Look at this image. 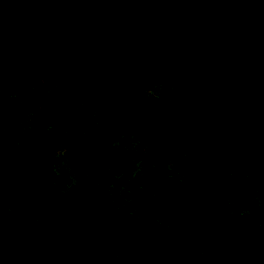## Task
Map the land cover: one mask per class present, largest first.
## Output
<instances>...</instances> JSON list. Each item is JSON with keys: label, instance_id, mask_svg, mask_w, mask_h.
I'll list each match as a JSON object with an SVG mask.
<instances>
[{"label": "flooded vegetation", "instance_id": "flooded-vegetation-1", "mask_svg": "<svg viewBox=\"0 0 264 264\" xmlns=\"http://www.w3.org/2000/svg\"><path fill=\"white\" fill-rule=\"evenodd\" d=\"M65 16L76 26L59 29ZM0 41L42 43L51 61L40 68L60 56L108 92L143 99L154 89L162 127L202 136L218 154L214 139H246L241 151L261 156L264 173V0H0ZM135 53L149 63L137 65ZM211 92L239 109H215Z\"/></svg>", "mask_w": 264, "mask_h": 264}, {"label": "rangeland", "instance_id": "rangeland-1", "mask_svg": "<svg viewBox=\"0 0 264 264\" xmlns=\"http://www.w3.org/2000/svg\"><path fill=\"white\" fill-rule=\"evenodd\" d=\"M87 79L67 60L34 67L0 41V128L112 172L125 185L122 203L142 199L152 213L178 212L188 234L224 252L228 264H264V173L221 161L202 136L162 127L150 111L158 91L145 89L141 99ZM87 193L77 190L75 199Z\"/></svg>", "mask_w": 264, "mask_h": 264}, {"label": "trees", "instance_id": "trees-1", "mask_svg": "<svg viewBox=\"0 0 264 264\" xmlns=\"http://www.w3.org/2000/svg\"><path fill=\"white\" fill-rule=\"evenodd\" d=\"M15 45L11 49L22 55L26 49L43 54L27 57L37 68L51 52L42 43ZM214 141L226 151L217 153L221 161L260 168L261 156L241 151L246 139ZM39 143L0 134V264L230 263L224 252L192 238L178 212L152 213L151 201L142 199L122 203L125 185L112 172L85 169ZM85 188V199H75Z\"/></svg>", "mask_w": 264, "mask_h": 264}, {"label": "water", "instance_id": "water-1", "mask_svg": "<svg viewBox=\"0 0 264 264\" xmlns=\"http://www.w3.org/2000/svg\"><path fill=\"white\" fill-rule=\"evenodd\" d=\"M54 13H52L53 15ZM55 15V14H54ZM54 17V16H53ZM52 16L50 18L54 20ZM66 18H69L68 16H65L63 18L60 17L61 21H59L58 28L59 29H67V28H73V26H76L75 23L71 22L70 20H66ZM82 27V26H77ZM95 29V28H94ZM95 30H101V28H96ZM137 65H146L149 63V60L147 57H144L142 53H135L132 59ZM217 96H220L219 98ZM205 98L210 101L209 104L212 105L215 109H221L224 112L228 113H234L239 109V106H236V104L232 101V99L227 95H215V93L211 92V94L206 95Z\"/></svg>", "mask_w": 264, "mask_h": 264}]
</instances>
